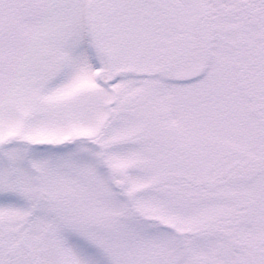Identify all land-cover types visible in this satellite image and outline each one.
Masks as SVG:
<instances>
[{
    "label": "snow or ice",
    "instance_id": "snow-or-ice-1",
    "mask_svg": "<svg viewBox=\"0 0 264 264\" xmlns=\"http://www.w3.org/2000/svg\"><path fill=\"white\" fill-rule=\"evenodd\" d=\"M0 264H264V0H0Z\"/></svg>",
    "mask_w": 264,
    "mask_h": 264
}]
</instances>
